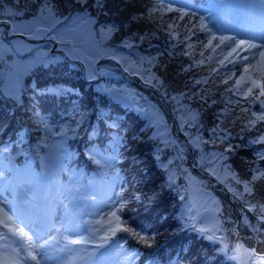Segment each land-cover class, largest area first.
Masks as SVG:
<instances>
[{"label":"snow or ice","instance_id":"6c2138e0","mask_svg":"<svg viewBox=\"0 0 264 264\" xmlns=\"http://www.w3.org/2000/svg\"><path fill=\"white\" fill-rule=\"evenodd\" d=\"M13 8L16 10L6 8L0 19V64L13 82L4 97L22 112L37 136L33 139L26 131L27 139L20 136L0 142V225L27 240L19 251L0 245V264H42V260L48 264L52 231L68 233L63 237L68 244L98 241L107 245L119 257L118 264H213V257L207 252L203 261L191 255V241L181 244L179 251L173 248L164 255L141 261L138 246L155 247L161 233L134 227L125 219V213L133 205H162L166 190L175 194L174 232L187 230L218 240L217 252H231L238 257L242 245L237 228L245 226L253 234L247 239L264 245V0L208 4L201 9L205 15L178 7L173 0H15ZM213 9L223 10L225 19L214 15ZM233 12L250 15L232 23L226 18ZM137 27L141 31H133ZM201 36L205 39L201 40ZM161 37L162 49L152 44V40ZM35 41L47 43L41 47ZM144 43L155 54H142L140 46ZM197 48L201 49L200 58L196 57ZM205 50L217 53L215 63L223 66L222 76L216 68H210L208 76L197 71L205 65ZM184 58L187 62H183ZM240 65L243 67L239 75L235 71L229 74V66L235 69ZM56 70L76 72L94 86L97 96L106 95L128 104L145 117L144 128L135 130L131 140L151 146L153 162L159 164L164 176L156 188L144 191L140 186L146 174L133 175L132 180L121 176L117 165L123 156L120 148L129 142V129L120 114L95 103L90 109L75 103L72 113L62 118H46L35 105L24 111L29 92L33 96L50 95L54 100L82 96L80 89L63 83L37 87L33 79L36 73ZM127 76L138 78L158 94L165 106L171 105L169 116L185 139L173 137L157 105L129 87ZM203 108L216 109L214 123L207 128V139L201 123ZM90 115L95 118L94 124L89 122ZM81 136L83 148H74ZM243 136L247 137L243 147L253 149L254 159L244 161L237 172L228 161L241 146L232 141ZM187 147L199 153L194 163L198 161L200 167L208 165L206 171L231 193L238 206L236 220L206 188L198 189L209 205L205 216L192 214L189 185L179 183L181 176L189 184L193 181L183 167ZM165 150L175 154L166 156ZM80 156L86 165L95 166L110 177L94 213L79 207L80 193L91 185V181L88 185L83 183L86 173L75 166ZM37 160L39 165L34 166ZM62 176L67 177L63 182ZM56 190L65 197L58 226L51 209L52 192ZM87 199L93 204L98 202L95 195ZM85 216L99 219L85 221ZM158 217L166 219L160 214ZM16 220L28 232L14 227ZM205 221L211 227L205 226ZM86 224L91 231L86 237L78 236ZM225 224L232 227L225 228ZM231 234L237 237L233 246L226 242ZM72 235L77 238L71 239ZM129 240L137 247H130ZM37 251L42 260L37 259ZM90 254L85 251L84 256ZM244 256L242 264H264V247L259 251L255 246L247 247ZM83 262L84 258L77 255L68 264Z\"/></svg>","mask_w":264,"mask_h":264},{"label":"rangeland","instance_id":"374dc122","mask_svg":"<svg viewBox=\"0 0 264 264\" xmlns=\"http://www.w3.org/2000/svg\"><path fill=\"white\" fill-rule=\"evenodd\" d=\"M72 237V236H71ZM63 240H64V238H63ZM236 241H237V237H228V239H227V243L230 245V246H233L235 243H236ZM65 242V245H67L68 243L66 242V241H64ZM239 242H240V244L242 245V248H241V252H240V256H242V257H245L244 256V249L245 248H247V247H249V245H248V242H247V240H244V239H242V238H239ZM65 247V246H64ZM68 252V251H67ZM58 257V256H57ZM56 257V258H57ZM66 261V260H65ZM64 261V262H65ZM57 263V262H53L52 264H66V263Z\"/></svg>","mask_w":264,"mask_h":264}]
</instances>
